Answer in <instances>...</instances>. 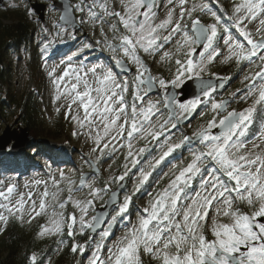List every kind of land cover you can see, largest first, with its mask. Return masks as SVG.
<instances>
[{
    "label": "snow or ice",
    "instance_id": "6c2138e0",
    "mask_svg": "<svg viewBox=\"0 0 264 264\" xmlns=\"http://www.w3.org/2000/svg\"><path fill=\"white\" fill-rule=\"evenodd\" d=\"M85 3L81 0L75 6L64 5L60 20L75 32L73 11L83 14L87 10L89 20L101 25V52L110 53L107 62L86 67L83 63L74 65V57L68 56L61 61L66 64L62 74L55 77L53 68L49 76L54 77L56 87L54 102L61 97L70 101L65 115L71 116L79 129L72 135L92 141L85 160L90 173H81L77 183L61 172L59 180L51 178L54 191L47 181H33L36 186L44 185L38 210L33 191L27 192V199L20 193L12 204L17 186L8 184L0 190V221L7 222L5 211L9 215L19 213L17 218H21L31 201L30 213L35 215L52 209L49 226H41L38 233L41 237L62 236L65 230L68 237H74L86 231L97 232L99 227V238L90 237L94 249L88 264H144V255L154 264H264V0H233L227 16L231 28L219 12V0H194L190 6L188 0H178V17L175 8H169L166 17L159 20L158 0H119L120 10H114L115 4L110 6L108 0H92L87 9ZM166 3L173 5L176 0ZM204 16L211 22H205ZM84 22L82 16L80 23ZM106 23L110 38L103 32ZM254 23L253 31L249 25ZM168 45L172 47L165 50ZM84 48L91 49L92 45L85 44ZM158 55V62L169 67L171 76L167 80L153 75L145 59L154 60ZM220 57L222 62L235 61L238 67L255 64L259 70L244 76L248 81L244 89L216 100L217 88L224 87L225 78L210 72L209 67ZM189 84L191 98L185 99ZM161 90L158 99L149 98ZM176 90L183 94L179 99ZM234 99L251 103L240 110H229ZM201 106L208 108V113L201 115L211 114V118L191 135L172 143V131ZM136 141H143V146L138 147ZM119 148L127 150L122 174L102 180V186L90 182L88 176L96 175L99 164ZM178 149L190 153L188 161L173 163L160 176L157 185L165 178L168 183L155 193L146 192L149 200L146 206L138 207L140 214L132 223L129 209L133 196ZM132 169L139 172L137 182L133 193L124 195L121 202L116 189L125 190L121 185ZM65 191L66 199L61 200L60 194ZM79 191H85V196L74 198L73 193ZM98 200L105 207L113 203L114 214L101 209V215L89 216L97 211ZM69 203L78 210V216L76 211L65 213ZM118 221H126V230L107 246L104 255L105 241L114 234ZM86 247L74 243L71 250L83 254ZM31 262L38 264L36 254H32Z\"/></svg>",
    "mask_w": 264,
    "mask_h": 264
},
{
    "label": "rangeland",
    "instance_id": "374dc122",
    "mask_svg": "<svg viewBox=\"0 0 264 264\" xmlns=\"http://www.w3.org/2000/svg\"><path fill=\"white\" fill-rule=\"evenodd\" d=\"M57 0H0V13L4 10H25V14L30 21L36 27L34 32V38L32 40V44L39 50L41 47L45 46L46 43H49L53 49H55V53L53 56H49L50 59L45 60L44 53L43 54H29L24 50H17L16 52L11 53L8 56V60L11 65V83L14 85L16 91H20L24 84L28 83L31 86H34L36 89L38 88L39 96L41 98V111H42V120L44 130L47 134H44L40 137L39 140H32L30 141L22 150L24 152L26 149H34L35 152L31 153L28 158V167L25 169H18L15 173V170L12 167L5 166L4 168L0 169V181H3V185L0 186V190H5L8 184H15L17 186V191L14 193L11 203L15 204L16 199L19 198L20 193L25 194V199H27V192L33 191V199L36 201V208L39 209V202H40V193L44 191V185L36 186L33 184V181L39 179L42 181L48 182V187L51 191L55 189L52 187V180L51 178H55L56 180L60 179V173L63 172L66 176H71L77 183H79V176L81 173L90 172L89 165L85 162L86 158L90 153V149L92 147V141L89 140L85 136H74L72 135L73 131H79L77 125L71 119V116L66 118V111L67 105L70 102L69 100L61 97L59 100H55L56 96V87L53 84L54 77L49 76V73L52 71L53 68H56L55 77H58L62 74L66 64H62V60H66L68 56H73V64L80 65L83 63L86 67H92L94 64L97 63H106V58L110 55L107 51L101 52V49L104 47L103 45V34L101 32V25L99 21L95 22V24L89 20L87 10L82 14L79 11H73V15L75 18L76 23L79 25L78 29L73 32V28L70 26L61 25L58 23L59 11L55 8L53 3ZM72 6H75L81 3V0H69ZM92 0H86L85 9H87V3H91ZM103 2V0H101ZM110 6L115 4L114 10L119 9V0H108ZM194 0H188V5L190 6ZM195 2L200 3L204 2L207 3L209 0H195ZM42 4L44 5V23L38 18L37 14L31 8L30 4ZM160 4V10L158 12V20L164 19L166 17L167 11L169 8H175V15L178 17L179 15V5L178 0L173 5H168L166 0H158ZM233 0H219V12L224 14V21L227 23L228 27H232V22L227 20L228 14H230L231 5ZM225 10H228L227 12ZM83 16L84 23L81 24L80 20ZM202 19L205 22H211V18L209 16H204ZM112 22H115L114 20ZM103 32L108 35L110 38L112 33L110 30L109 24H103ZM256 24L249 25L251 30H255ZM47 29V31H45ZM233 34H237L236 30L232 28ZM75 36V39H72V36ZM243 42V38L238 37ZM63 40L64 43H60ZM100 41L99 44L96 42ZM85 44H91V49H85ZM222 44V41H221ZM172 45H168L165 50L171 48ZM34 52V51H32ZM36 57V58H35ZM30 59L31 63H28ZM146 61L149 63L151 67L152 74L155 76H161L166 80L170 78L171 73H164L162 74L161 71H164L168 66L166 63H160L159 55L155 57L153 60L152 57H145ZM196 59H199V56H196ZM223 57L216 59L209 67V71L212 72V68L217 70L218 76H222L224 71L228 67V65L235 61L229 62H222ZM32 65V69H31ZM259 69L256 67L255 64L253 65H246L242 64L240 70L237 74H235L236 78V85L237 89H244L245 85L248 81L244 80V76L251 74L254 71H258ZM119 72V69H116ZM134 71V69H133ZM172 71L174 72V66ZM169 74V75H167ZM208 75V73H205ZM227 79V78H226ZM162 91V90H161ZM243 94V93H242ZM149 98L151 99H158L159 96L156 94H152ZM251 103V101H249ZM248 102V103H249ZM247 103V104H248ZM244 104V103H243ZM57 109L59 111L57 112ZM76 106H73V114H75ZM82 115V111H81ZM61 122H65L66 124V131H62L61 133H56L51 135V129L55 130L56 124ZM55 124V127L53 126ZM21 124L18 121L16 115L11 116L7 121L0 124V136L5 134L4 132L7 131L6 136H14L20 135L21 133ZM50 130V131H49ZM174 133V131H173ZM182 130L180 133L173 134V139L171 140L172 143L178 142L183 135ZM15 142L14 139H10L8 145L5 148L4 154L8 153L11 149L12 144ZM136 145L143 146V141H136ZM259 143V141H257ZM64 146H67L69 149L68 153L66 154L64 150H66ZM264 146V145H262ZM155 147V145H153ZM126 149L119 148L111 158H105L98 167V171L96 175H89L88 179L90 182L94 181L96 186H102V180H108L110 176H118L122 174L124 171V156L126 154ZM21 152V153H22ZM183 152L182 149H178L175 153ZM155 152L153 153V155ZM95 156H93V159ZM129 168L131 165L129 164ZM165 167H163L164 169ZM170 168V167H169ZM139 175L138 170L132 169L129 173L128 182L126 180L125 190L120 192L119 201L122 202L123 196L126 194H132L134 191V185L137 182V177ZM152 181L148 182L142 191L133 196V201L135 204L132 203L129 209V215L131 216L132 223L136 222L137 216L140 214L138 212V207H144V204L148 202L149 196L146 192H153L152 190ZM115 184H112L111 187L115 188ZM63 187V183H62ZM74 198H83L85 196V191H79L73 193ZM67 193L66 191L60 194V199H66ZM107 195L105 196V199ZM31 201L25 205L24 213L21 218H17L20 216L19 213L15 215H9L6 211L4 215L9 216L10 218H16L20 222H32L40 217H43V222L41 226H49V216L52 211L51 208H48L45 213L41 215H35L34 213H30L31 210ZM49 205H51V200L47 201ZM104 205L103 201H96V208L102 207ZM59 211V209H57ZM66 214H71L72 212L76 211L77 216L79 215L78 210L74 208V206L69 203L66 205L64 209ZM94 213L90 212L89 216L93 215ZM123 222V221H118ZM126 222V221H124ZM125 224V223H124ZM6 223L4 221H0V234L3 232ZM123 227V228H121ZM41 229V228H40ZM99 230V229H98ZM124 226L116 227L114 229V234L112 237L106 239L105 244L106 247L104 249V255H107V246H111V244L120 237L124 231ZM87 235L84 240L81 239L83 235H75L74 237H69L71 239V244H80V245H87L85 252L82 254L79 252L81 257V264H88L89 259L91 258V253L94 249V242L90 239L92 235L95 233H89L86 231L84 235ZM67 235L65 233L63 235ZM65 235V236H66ZM54 235H49L45 237H50ZM60 237L61 235H56ZM41 237V236H40ZM79 238V240H76ZM98 239L99 237H95ZM144 264L151 263L154 264V261L147 255L143 256Z\"/></svg>",
    "mask_w": 264,
    "mask_h": 264
},
{
    "label": "trees",
    "instance_id": "16d2710c",
    "mask_svg": "<svg viewBox=\"0 0 264 264\" xmlns=\"http://www.w3.org/2000/svg\"><path fill=\"white\" fill-rule=\"evenodd\" d=\"M28 9V6H26ZM14 9L4 10L0 13V124L16 115L22 128L36 141L47 134L43 126L41 98L38 88L26 83L20 91H16L11 83V65L8 56L21 49L29 54H43L45 60L53 56L55 49L49 43L39 50L32 44L36 27L30 23L25 11ZM34 51V52H32ZM36 58V57H35ZM30 62V59L28 60ZM162 74L169 73V67ZM235 62L228 65L225 75L238 73ZM32 69V65H31ZM173 69V68H172ZM170 74V73H169ZM167 74V75H169ZM56 124L55 130L51 129V135L66 131V123ZM55 127V124L53 125ZM50 131V130H49ZM64 150L67 154V146ZM33 149H26L20 154L5 153L0 155V169L5 166L12 167L15 173L18 169L28 167L27 161ZM128 180V179H126ZM43 222V217L32 222H20L16 218L7 220L3 232L0 234V264H32L31 256L36 254L38 264H81L82 255L79 251L73 253L71 239L66 235L57 237H40L38 233ZM86 235L81 236L84 240ZM63 240V243L60 241ZM76 240H79L77 238Z\"/></svg>",
    "mask_w": 264,
    "mask_h": 264
},
{
    "label": "flooded vegetation",
    "instance_id": "af4514ba",
    "mask_svg": "<svg viewBox=\"0 0 264 264\" xmlns=\"http://www.w3.org/2000/svg\"><path fill=\"white\" fill-rule=\"evenodd\" d=\"M211 71H212V73H217V70L215 68H212ZM205 76L207 77V75H205ZM221 77H224L225 79L228 78V77H231V79L230 80L227 79V81L224 84V87L222 89L221 88L217 89V92L215 94V99L216 100H220V99H222L224 97H227L229 94L234 93L236 91V89H237L236 88L237 85H236L235 73H232L230 75L223 74ZM212 78L216 79L215 76H213ZM161 94H162V91L160 93H157L156 95L159 96ZM177 97L179 98L180 94H178ZM248 104H250V102ZM248 104L247 103L243 104V102H240L238 99H234L231 102V104L229 105V110H232V109L240 110V109H243V108L247 107ZM202 112L203 113H208V108H204V107L201 106L200 108H198L196 110V112L189 119L184 120V121L181 120L182 122L180 123L179 127L173 130L174 133L172 131V135L175 134V133H180L181 130H182L183 134H180V135H191V133L193 131H195L198 128L199 125L205 124L207 122V120L211 118V114H206V115L202 116L201 115ZM257 128H258V125L254 126L252 128V130H251L252 133H255L257 131ZM249 139H251V133L249 135ZM249 147H250V145H249ZM182 150H183V152H181L182 155H181V153H177V152L174 153L173 156H170L168 158V160L165 161V163L160 166L161 170L158 171V174H154L153 177L150 178V182L152 181V183L154 184V185L151 186L152 187L151 191H153V193H155L159 189L163 188L168 183V179L167 178L161 180L159 185L156 184V181L160 179V176H162L164 172H168L171 169V166H172L173 163L179 164L181 162V160H183L185 163L188 161L190 153L188 151L184 150V149H182ZM154 155H158V153H155ZM163 167H165V168L163 169ZM127 182H128V180H127ZM127 185L125 184V186H127ZM125 186H124V188H125ZM133 204H135V201H133ZM144 206H146V203L144 204ZM114 212H115V208L113 207L110 210V213L114 214ZM124 223H125L124 221L123 222H117V224L113 228V232H114V229L116 227L124 226ZM210 223H211V221L209 219V224ZM121 228H123V227H121ZM98 231L99 230H97V232H95L92 235V237H94V238L97 237L98 236ZM147 264H151V263H147Z\"/></svg>",
    "mask_w": 264,
    "mask_h": 264
},
{
    "label": "water",
    "instance_id": "95a60500",
    "mask_svg": "<svg viewBox=\"0 0 264 264\" xmlns=\"http://www.w3.org/2000/svg\"><path fill=\"white\" fill-rule=\"evenodd\" d=\"M66 4H70L69 0H57L53 3V5L55 6V8L59 11V17H58V23L61 25H65L68 26L65 22L60 20V17L64 14V5ZM31 8L34 10V12L37 14L38 18L44 23V5L42 4H30ZM74 18V15H73ZM74 25L76 30L78 29L79 25L76 23L75 18H74ZM197 56V55H196ZM195 56V58H196ZM214 81H216V79L212 78ZM227 81V79H224L223 83L225 84ZM217 83H219L217 81ZM219 89V87L217 88ZM191 90H192V85L189 84L187 88H185V92L189 93L188 96L185 97V99L191 98ZM177 91V96L178 94H180V97L183 95L182 93H180L178 90ZM152 94H157V92H153ZM179 97V98H180ZM178 98V97H177ZM178 98V99H179ZM184 121V120H183ZM182 122V121H181ZM180 122V123H181ZM5 134H3L2 136H0V155L4 154L5 148L8 145L10 139H14L15 142L12 144L10 151L8 152L9 154H20L23 150V148L30 142L33 140V138L27 133V130L25 128H21V134L20 135H14V136H6L7 131L4 132ZM98 171V170H97ZM90 173V172H87ZM126 183V180L123 182V184L121 185V187H124ZM116 188V186H115ZM117 193H118V198L120 195L119 189H116ZM108 199V197L106 198ZM113 203H109L106 207L103 205L102 207H97V211L94 213L95 215H101V209L103 210V212L105 214L110 213V210L113 208ZM102 227V226H100ZM99 229V227H98ZM97 229V230H98ZM89 233H94L89 231Z\"/></svg>",
    "mask_w": 264,
    "mask_h": 264
}]
</instances>
